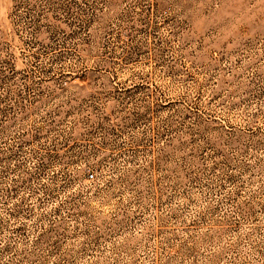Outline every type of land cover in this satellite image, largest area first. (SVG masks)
<instances>
[{"label":"rangeland","instance_id":"rangeland-1","mask_svg":"<svg viewBox=\"0 0 264 264\" xmlns=\"http://www.w3.org/2000/svg\"><path fill=\"white\" fill-rule=\"evenodd\" d=\"M0 264H264V0H0Z\"/></svg>","mask_w":264,"mask_h":264},{"label":"built area","instance_id":"built-area-1","mask_svg":"<svg viewBox=\"0 0 264 264\" xmlns=\"http://www.w3.org/2000/svg\"><path fill=\"white\" fill-rule=\"evenodd\" d=\"M88 176H92V173H88Z\"/></svg>","mask_w":264,"mask_h":264}]
</instances>
